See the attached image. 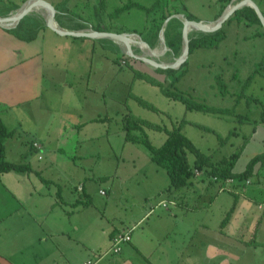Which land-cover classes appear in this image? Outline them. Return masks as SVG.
Returning a JSON list of instances; mask_svg holds the SVG:
<instances>
[{"label":"rangeland","instance_id":"1","mask_svg":"<svg viewBox=\"0 0 264 264\" xmlns=\"http://www.w3.org/2000/svg\"><path fill=\"white\" fill-rule=\"evenodd\" d=\"M4 1L20 7L27 0ZM51 1L55 4L57 0ZM148 1L131 0V3ZM161 1L164 5L168 4L171 10L184 7L196 19L209 20L219 14L227 0ZM97 2L89 0L81 3L79 9L89 22L102 21L101 28L108 27L109 31H130L127 26L134 24L147 27L148 20L158 16L143 10H131L122 15L120 9L110 17L102 13L99 15ZM137 13H140L142 21L147 20L140 22ZM98 18L101 20L97 21ZM223 30L226 38L217 49H196L191 53L185 73L178 74L179 79L171 90L184 93L196 103L232 108V113L224 116L189 111L183 103L168 99L162 91L171 87L176 75L130 57L122 60V54L114 52L113 44L109 42L95 44L92 55H89L87 44L75 42L77 44L73 45V42L65 41L62 43L66 44H59L60 53L56 56L61 80L73 84L68 90H62V94L67 93L58 104L52 101L53 113L52 109L46 111L41 119L43 124L47 122L44 126L50 128V133H46L44 126H39L36 133L29 134L32 119L22 122L27 133L16 129L18 124L14 119H6L8 129L15 128L21 132L13 142L6 141V159L15 163H29L36 172H43L45 181L52 183L46 185L34 172L0 175L1 264H175L179 258L186 257L190 248L187 243L193 240L190 233L194 232V236L198 233V236L203 226L215 224L219 218L221 220L228 215L227 208L220 202L228 194L220 195L217 192L226 190L225 184L219 180L213 181L212 177L208 180L218 187H208L207 175L192 169L195 177L188 181V185L174 189L169 176L150 159L145 147L140 142H126L125 132L120 133L126 114L162 128L156 131L144 127L154 147L163 144L167 138L166 131L178 130L202 154L211 155L213 161L238 154L235 172H241L254 155L264 153V59H260L263 60L262 64L256 63L255 69L258 70L249 80L240 101L233 103L234 96L220 97L221 83L217 77H223L227 91L241 94L243 80L252 75L256 59L254 55H257L251 53V44H241L236 49V39L247 30L243 28L239 32L235 19L226 23ZM12 39L15 41L16 38ZM159 48L162 49V46L158 44L156 49ZM121 49L126 55V50ZM234 50L241 53L233 54ZM134 53L143 56L135 47ZM242 55L245 57L242 58ZM224 57L227 59L224 60ZM177 58L168 50L160 57L165 63H173ZM119 59L124 62L122 67L117 64ZM229 64L242 65L236 80L229 78L232 72ZM140 72H145L147 78H139ZM150 77L159 85L151 83ZM86 87L88 92L84 95L82 90ZM88 96L99 100L98 109L91 112H98L95 116L99 121L88 123L79 136L73 128H67L63 135L60 134L61 122L75 123L82 106L90 101ZM140 100L154 110L140 105ZM132 134L141 137L137 131ZM31 136L48 145L44 146V150L50 148L42 161H37V156L28 150V146L21 144ZM74 136L89 138V150L98 154H89L80 159L73 158V154L69 157L66 151H59L58 148L70 143ZM185 158L193 168L194 156L186 152ZM50 162H53L51 169L46 170ZM261 181H257V177L249 180L254 186H260ZM80 185H84L85 192L79 189ZM59 187L63 190L61 199L57 194ZM168 194L178 200L183 198L188 208L176 207L174 198L167 199L174 201L175 206H168L167 210L159 207L138 223L146 214L147 203L155 205L162 201L160 195L166 197ZM216 195V201H213ZM144 196H148L147 202L143 200ZM239 200H243L241 196ZM204 204H210L205 211L202 210ZM244 222L249 224L247 219ZM220 224V227H225L223 222ZM123 227L132 229L131 241L122 243L114 252L111 248L113 238L109 239V233Z\"/></svg>","mask_w":264,"mask_h":264},{"label":"crops","instance_id":"2","mask_svg":"<svg viewBox=\"0 0 264 264\" xmlns=\"http://www.w3.org/2000/svg\"><path fill=\"white\" fill-rule=\"evenodd\" d=\"M57 1L59 2L57 3ZM57 1H55L56 2L55 5L58 7L59 4L62 3V0H57ZM87 1L89 0H69V2L65 4L66 12H62L60 9L59 10L63 14H71L76 16L77 18L81 19L82 22L91 25L92 27L96 28L101 32L118 33V34L134 33L140 35L143 39L144 38L151 39L150 36L151 33L149 32L150 26L158 22V20H160L162 13L164 14L169 13L171 15L174 14L185 15L187 13L184 7H182L181 10H171L168 8V4L164 5L162 2L161 7H158L156 10H153L152 12L153 14H158V16L151 19L150 21L148 20L147 27L145 25L134 24L132 27L127 26V29L130 31L127 30L109 31L108 29L110 28L108 27L103 26V28H101L100 23L102 21L96 23L89 22L88 18L84 16L83 14L84 12L79 9V5ZM237 1L239 0H227L224 8L228 7L231 4H234V2L236 3ZM252 1L264 14V0H252ZM155 2L156 0H149L148 2L145 3H141V2L131 3V0H119L118 2H116L115 0H98L97 8L99 9V12L97 14L100 15L102 13L109 16L112 15L113 13H116L117 9H120L119 13L122 15H124L125 13H129V11L131 10H135V11L137 10V12L138 11L141 12L143 10L145 12V10L142 9L141 7L150 8ZM47 11L49 10L47 9ZM137 15L140 18L139 19L140 22L143 21L145 22V20H147L144 19L142 21L140 13H137ZM144 17L146 16L144 15ZM192 17L195 18L194 16ZM215 19H217V16L209 20L204 19V21H213ZM96 20L98 21L101 19L98 18ZM74 23H78L81 25V23H79L78 20L61 19L60 26L61 24H63L64 27H68ZM224 26L225 23L222 25V28H224ZM64 27L62 28L66 29ZM243 28L246 29L247 31L242 34L240 33V35L236 39L237 43L235 47L237 49V47L239 48L241 44H251L250 45L251 53H253V55L257 54L256 56L254 55V58L256 59L254 62L255 63L254 66H252V70L254 69L253 71L256 74L258 70L255 69L256 63L262 64L263 60L260 59H264V35L261 36L258 35L254 36V35H256L257 33H261L263 29L258 25H253L248 27L245 26L244 24L237 23V29L239 32ZM5 31H6L5 29L0 28V119L3 121L5 126H6V119H8L9 117L14 119L18 124V127H16V129H18V131L21 130V132L24 133L25 132L27 133V130L26 131L24 130L22 126V122L24 120L32 119L33 126L28 127L29 134L31 132L36 133L37 130L39 129V126H44L47 124V122L43 124V122H41V119L44 117L46 111L50 112L52 109V113H53L52 101L58 104L59 100L67 93L66 92L62 94V90L63 89L68 90L69 88H71L73 84L62 81L60 77L61 73L60 70L58 69L59 65L56 55L60 53L59 44L61 45L66 44V43H62V41H65L67 43L73 42V45L77 44L75 42H80V44H84V45L87 44L88 52H90L89 55H92V53L94 52L95 44L97 43L100 44L105 42H109L113 44L115 47H118L121 54L124 53L121 51L122 50L121 47L123 48V46L116 45L111 41L85 38V37L59 36L50 29H48L47 27L46 29L41 30L38 33L37 38L34 41L28 43L20 41L17 38L15 39L13 35L8 34ZM196 33L198 32H195L194 34ZM13 37L15 41H13L12 39ZM68 38H72L73 40H77V41H68L69 40ZM3 44H7L8 46L12 45V47L10 46L6 47ZM158 44L161 45L159 42V38H158V42L155 44L153 48L156 49V47H158ZM114 46L113 48L115 52L116 50ZM168 51L172 56H174L169 49ZM236 52L241 53V51L234 50L233 54H236ZM116 53L118 52L116 51ZM243 57H245V55H242V58ZM223 59L225 60L227 59V57H224ZM114 62L116 63V61ZM123 63H124L123 61L119 63L121 64L120 67L123 66ZM228 68H230V70L232 71L231 74L229 75V78L232 79V76L235 73L241 71L240 69H242V65L233 66L229 64ZM141 73H145V72H141ZM87 92H88L87 87L86 89L84 88L82 90V93L84 95ZM229 93L230 94L227 96H230V98L232 94H236L234 92H229ZM88 101L89 103L84 104L82 106V109L76 115L77 120L75 123L68 124L66 120H63L61 122L60 128L62 129V131H60V134L63 135V133H65L67 128H73L77 132L76 135L79 136V133L82 130H85V126L88 123L99 121V118H96L95 116L98 115L97 114L98 112L91 113L93 109H98L99 106L98 98L96 100H93L92 97L90 98L88 96ZM49 115H51V113H49ZM263 117H264V113L262 114V120L264 119ZM16 129L12 128V130H16ZM45 131L46 133L49 134L51 130L50 128L45 127ZM21 132H17L12 138L8 140H11L13 142L18 138L16 136L19 135ZM120 133H124V131L120 129ZM78 136L71 137L72 141L68 143L69 145L66 144L68 145L66 146L65 144H63L58 148L59 151H63V152L66 151L68 152L69 157H71V155L73 154V158L79 157L80 159L85 158L89 154H95L96 152L89 150L91 145H89L87 140L90 139L87 138L86 140V139L75 138ZM32 141H38L43 146H48V145L33 136H31V138H29L28 141L21 142L22 145L23 144L27 145L28 150L37 156L36 157L37 161H42L43 155L50 152V148L48 150L43 149L42 151H36L31 148ZM17 142L18 141H16V143ZM39 157H41V159ZM52 164L53 162H50L49 165L45 167V169L46 170L51 169ZM38 174L41 176V178H43L42 176L43 172L39 171ZM262 178H264V169L261 170L258 179V180H262L260 186H254L250 184L251 186L247 185L246 187H244L245 191H242L243 189L239 190L240 187L238 186V184L235 185L225 184L224 187H227L228 190H225L224 192L217 190L218 194L220 195L222 193L228 194L227 198H222L220 201L221 205L225 209L227 208L228 215L224 216L221 220L219 218V222L215 224L211 223L210 226H203L204 227L203 231L198 236H197L198 233H196L195 236L193 235L194 232L190 233L191 236L193 237L192 238L193 240L188 241L187 243V245L190 248L186 253V257L183 259L179 258L174 263L175 264H264V242H263L264 241V227H263L264 189L262 188V185L264 186L263 183L264 179ZM206 179H207L206 183L208 187L216 186L217 189L218 185L211 183L208 180V178ZM79 189L82 192H85L84 185H80ZM61 192H63V190H61L60 188V195L62 198ZM217 196L218 195H216L215 198H212L213 201H216ZM239 196H241V199H243L244 201L243 200L238 201ZM171 197L172 196H170L169 194L166 197L160 195L159 199L167 201V199L174 198L173 200L177 204L176 207L180 206L182 209L186 207L183 198L181 200H178V198H176L175 196L173 198ZM143 200L147 202L148 196H144ZM260 204L263 205L262 209H259L258 207ZM147 205L148 207L146 208V210L148 211V208L150 207L151 204L147 203ZM209 205L210 204L202 205L203 207L202 210L205 211L206 209H208ZM167 209L168 208H166L165 210ZM147 211L146 214L140 218L138 223L142 221L145 217L149 216L147 215ZM245 219H247L249 224H247V222L243 223V220L245 221ZM221 222H223L225 227H220ZM128 231L130 230H128V228L125 229L124 227L121 228L119 231H116L115 229L109 233V239L115 237V235L124 234ZM130 238H131V232H130Z\"/></svg>","mask_w":264,"mask_h":264},{"label":"trees","instance_id":"3","mask_svg":"<svg viewBox=\"0 0 264 264\" xmlns=\"http://www.w3.org/2000/svg\"><path fill=\"white\" fill-rule=\"evenodd\" d=\"M223 1V0H219ZM69 2V0H62V3L59 4V9L62 12H66L65 4ZM227 2V1H226ZM225 2V4H226ZM223 5L221 11L217 15V18L224 11ZM162 1L156 0V2L150 7H141L146 11V13H152L153 10H156L158 7H161ZM19 6H15L12 4L6 3L4 0H0V17H5L12 11L18 9ZM118 12V10H117ZM116 12V13H117ZM113 13L111 16H113ZM171 14L162 13L160 20L150 26L149 32L151 33V39L144 38L145 42L149 44L151 47H154L158 42V34L161 30L162 24L165 19H167ZM264 15V14H263ZM185 17L187 19H192L193 17L186 13ZM235 19L238 24H244L245 26H253L258 25L261 27L260 22L255 14V12L249 7H243L233 13L229 19L225 22L228 23L231 20ZM61 27H64L61 24ZM69 31L81 30L83 26L78 23L71 24L68 27H64ZM46 29L44 20L38 15H31L25 17L17 26V28L12 30H6L8 34L13 35L20 41L23 42H32L37 38L38 33L41 30ZM264 35V32L257 33L254 36ZM181 21L179 19L173 18L168 21L165 31L164 37L167 48L171 51L174 57H178L181 49ZM226 33L223 28H221L218 32L214 34H207L203 32H198L193 34L192 39L189 44V56L196 49H217L220 44L225 40ZM111 44V43H110ZM112 45V44H111ZM114 46V45H113ZM115 47V46H114ZM117 52H120L118 47H115ZM129 59L128 56L122 54V60ZM121 59H119V63ZM118 63V64H119ZM160 70V69H159ZM163 71V70H161ZM186 69H183L180 74H184ZM166 72V71H165ZM172 75H176L173 73H169ZM255 72H252V75L247 76L243 82L241 94H232L234 96V103L240 101L241 96H244L245 90L248 87L249 80H252V76ZM139 78H147L145 73H138ZM237 73L232 76L231 80H236ZM175 79L171 84V87L168 90H163V94L170 100L179 101L185 105L186 110H195L200 112L218 114L224 116L226 114L232 113V108H219L208 106L202 103H196L188 99L184 93L172 91L171 89L175 88V83L179 79L178 74L174 76ZM151 78V77H150ZM223 77H217L219 83H221V88L219 89L220 97L229 95V91H227V86L223 82ZM151 83L155 85H159V82L151 78ZM225 85V86H224ZM249 102V101H248ZM139 104L143 107L150 108L154 110V108L147 104L146 102L139 101ZM124 126L122 131L125 132V141L134 143L140 142L142 146L149 152L150 159L161 169H163L166 174L169 176L170 184L174 189H181L188 185V181L195 177L193 170H197L198 172L204 173L207 175L206 178H216L220 182H223L227 179H232L234 181V185L238 184L240 187L239 190L243 189L247 185L245 183L248 180L254 179L257 177L259 179V175L262 169H264V153L256 154L246 163L244 169L241 172H235V165L238 161V154H232L228 157L222 158L219 161H213L211 155L206 156L202 154L181 132L178 130H171L167 132V138L163 142V144L159 147H154L149 141L148 137L145 134L144 127L149 129H153L156 131H161L162 128L159 125L150 123L148 121H144L133 117L129 114H126L123 119ZM139 132L141 137L133 135L132 132ZM18 131L8 129L3 121L0 119V175L7 174L10 172L15 173H31L34 172L36 175L41 178L38 172H35L29 163H15L8 161L6 159V141L12 138ZM34 141L31 142V148ZM38 142V141H37ZM35 150V149H34ZM191 153L195 160L193 163V168L187 163L185 158V153ZM46 185L51 184L49 181H45L43 178L40 179ZM211 182V180H210ZM58 198L61 199L60 189L57 191ZM62 201V200H61ZM77 202V201H76Z\"/></svg>","mask_w":264,"mask_h":264},{"label":"water","instance_id":"4","mask_svg":"<svg viewBox=\"0 0 264 264\" xmlns=\"http://www.w3.org/2000/svg\"><path fill=\"white\" fill-rule=\"evenodd\" d=\"M243 7H249L255 12L264 32V15L252 0H239L236 3L229 5L224 9L221 15L213 21H204L196 18L187 19L183 14H174L167 18L162 24L158 37L162 49L165 53L168 50L164 37L166 24L172 18L181 20V50L178 58L173 63H165L164 61H162L160 59L161 55L157 52V49L147 44L140 35L134 33L118 34L101 32L91 25L82 22L81 19L77 18L74 15L63 14L59 10V8L49 0H29L23 3L14 12L9 13L5 17H0V28L5 30L15 29L25 17L38 15L44 20L45 26L59 36L101 39L111 41L119 46H122L121 44H130L131 42L129 41L136 39L139 40L144 46H146L148 52L141 49V47H139L138 44L134 42L132 48L129 45L123 47L126 50V55L128 57L140 61L150 67L177 75L180 74L186 67V63L189 57V44L193 34L195 32H203L207 34H214L218 32L222 28V25L229 19V17ZM47 9H50L52 13L47 12ZM65 16H67L66 19L78 20L79 23H81V25L83 26V29L75 31L63 29L60 26V21L61 19L64 20ZM203 25L209 27V30H200V27ZM134 47L137 48L143 56H137L134 53Z\"/></svg>","mask_w":264,"mask_h":264},{"label":"built area","instance_id":"5","mask_svg":"<svg viewBox=\"0 0 264 264\" xmlns=\"http://www.w3.org/2000/svg\"><path fill=\"white\" fill-rule=\"evenodd\" d=\"M32 147L36 150V151H42L43 149H46V147H44L41 143L37 142V141H34L33 144H32ZM41 159V157H39ZM196 175H198V172L196 173ZM213 181H218L216 178H212ZM223 184H233L234 181L232 179H227L225 181L222 182ZM250 182L249 180L245 183V185H249ZM222 190H225V189H221L220 191ZM228 190V189H226ZM102 194H104L102 192ZM168 206H175V202L174 201H165V200H162L158 203H156L155 205H150V207L148 208V211H147V215H151L154 213V211L159 208V207H162L164 209L168 208ZM259 209H262L263 208V205L260 204L259 206ZM132 230V229H131ZM130 231L124 233V234H120V235H117L115 237H113V245H112V250L114 252L118 251V247L122 244V243H125V242H129L130 241ZM111 248H110V252H111ZM86 264V263H85Z\"/></svg>","mask_w":264,"mask_h":264},{"label":"bare ground","instance_id":"6","mask_svg":"<svg viewBox=\"0 0 264 264\" xmlns=\"http://www.w3.org/2000/svg\"><path fill=\"white\" fill-rule=\"evenodd\" d=\"M49 11H47V12H49V13H52L51 11H50V9H48ZM200 30H204V31H208L209 30V27H207V26H205V25H203V26H201L200 27ZM131 43V45L133 46V44H134V42L136 43V44H138V46L139 47H141V49H143L144 51H146V52H148L147 51V49H146V46H144L139 40H132V41H130ZM123 47L125 46H127V45H129L128 43L127 44H121ZM130 46V45H129ZM131 47V46H130ZM132 48V47H131ZM157 52L160 54V55H163L165 52L163 51V49H157Z\"/></svg>","mask_w":264,"mask_h":264}]
</instances>
